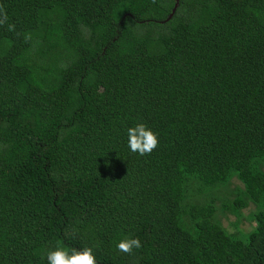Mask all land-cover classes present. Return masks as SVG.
<instances>
[{
	"label": "trees",
	"instance_id": "trees-1",
	"mask_svg": "<svg viewBox=\"0 0 264 264\" xmlns=\"http://www.w3.org/2000/svg\"><path fill=\"white\" fill-rule=\"evenodd\" d=\"M0 0V264H264V0ZM159 146L140 156L127 129ZM236 178L248 233L187 185ZM75 233V234H74ZM242 235V237H239ZM138 237L142 247L119 252Z\"/></svg>",
	"mask_w": 264,
	"mask_h": 264
},
{
	"label": "clouds",
	"instance_id": "clouds-1",
	"mask_svg": "<svg viewBox=\"0 0 264 264\" xmlns=\"http://www.w3.org/2000/svg\"><path fill=\"white\" fill-rule=\"evenodd\" d=\"M7 22L8 15L3 6L0 5V26L7 24L9 32L15 31V24ZM127 136L129 149L140 156L151 154L159 146L158 133L145 123H138L134 127H129ZM141 247L142 243L138 237H126L116 245L117 250L125 254H131L134 249ZM46 259L47 264H97L96 254L92 246L69 249L58 244L55 250L47 252Z\"/></svg>",
	"mask_w": 264,
	"mask_h": 264
},
{
	"label": "rangeland",
	"instance_id": "rangeland-1",
	"mask_svg": "<svg viewBox=\"0 0 264 264\" xmlns=\"http://www.w3.org/2000/svg\"><path fill=\"white\" fill-rule=\"evenodd\" d=\"M243 185L233 178L228 184H220L215 187L205 188L196 180L190 181L187 185L186 206L192 204L203 205L209 201H213L216 208L217 221L232 234L248 233L254 226L253 214L256 211V206L252 203H247L246 207L240 209L239 213L233 212L232 203L238 196ZM239 237H242L240 235Z\"/></svg>",
	"mask_w": 264,
	"mask_h": 264
},
{
	"label": "water",
	"instance_id": "water-1",
	"mask_svg": "<svg viewBox=\"0 0 264 264\" xmlns=\"http://www.w3.org/2000/svg\"><path fill=\"white\" fill-rule=\"evenodd\" d=\"M178 5H179V0H175V4H174V6H173V8H172V10H171V13H170L169 16L166 18V20H165L164 22H162V23H165V22L169 21V20L173 17V15H174L175 12H176V9L178 8Z\"/></svg>",
	"mask_w": 264,
	"mask_h": 264
}]
</instances>
